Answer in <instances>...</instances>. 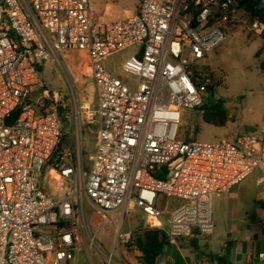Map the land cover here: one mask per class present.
<instances>
[{"label":"built area","instance_id":"obj_1","mask_svg":"<svg viewBox=\"0 0 264 264\" xmlns=\"http://www.w3.org/2000/svg\"><path fill=\"white\" fill-rule=\"evenodd\" d=\"M242 3L139 0L135 15L102 19L90 0H0V264H80L82 253L88 264L94 254L101 264H132L122 253H139L132 231L115 228L111 252L97 237L114 225L110 212L139 211L147 228L177 246L214 233L216 197L254 172L264 182V122L216 143L178 138L183 111L200 109L208 94L204 60L240 22V9L250 16ZM251 18V31L263 35L264 23ZM128 49L117 70L106 66ZM61 52L86 55L98 95L88 172L76 119L93 114L70 76L67 94L41 81L47 62L64 67ZM69 117L74 153L57 151ZM47 180L61 187L59 196L45 190Z\"/></svg>","mask_w":264,"mask_h":264},{"label":"rangeland","instance_id":"obj_2","mask_svg":"<svg viewBox=\"0 0 264 264\" xmlns=\"http://www.w3.org/2000/svg\"><path fill=\"white\" fill-rule=\"evenodd\" d=\"M106 3L112 4L109 14L105 19H116L125 17V10H131L136 0H90V7L93 15L98 18L104 15ZM237 24L229 25L225 28L227 39L219 45L206 60L204 64L209 67L208 74L211 85L214 88L212 99H219L228 113L229 121L223 127H217L205 123L202 119L200 109L183 111L178 138L181 140H194L201 143H216L224 138L250 132L261 126L264 122V36L257 35L251 31L252 18L244 10L238 11ZM261 49V50H260ZM128 54V56H127ZM132 55V49L115 55L110 59L109 68L117 70L123 61ZM60 58L64 67H58L54 61L47 62L41 69V81L45 84V89L50 92L67 94V84L65 79L69 76L72 79L78 94L80 105L84 111L90 112L93 117H87L82 112L81 119H76V126L82 130V156L86 171L90 169L89 157L93 154L95 145V133L98 128V118L96 115L97 92L94 86L88 61L85 54L80 52H61ZM70 102L68 103V106ZM63 134L65 135L62 149L75 152V127L74 118L63 119ZM79 139V135H78ZM80 141V140H79ZM80 145V143H79ZM80 147V146H79ZM258 173H252L242 184L238 186L239 193L237 200L229 201L223 194L216 197L213 204L214 233L216 237H223L226 228L231 225L229 208L235 207L237 219H244L247 223L256 221L255 214L251 206L245 204L246 199H241L243 194H257L256 179ZM45 190L53 196H59L60 186L53 181H44ZM242 195V196H241ZM174 201V200H172ZM237 202V205L234 203ZM174 203H176L174 201ZM108 216L114 219V225L107 222L97 237L106 252H111L113 234L115 228L121 225L122 232L132 231L134 236L147 228L143 215L135 210H129L124 216L120 211L110 212ZM168 211L163 216L164 226L167 227ZM94 229H96L94 227ZM213 233V234H214ZM210 237V236H209ZM209 237L196 239L199 247L207 250V240ZM191 239H181L178 246L182 249L187 260L197 261L194 250L191 247ZM174 246H166L161 264H171L165 258L170 257ZM125 257L132 263L137 264L136 255L133 250L122 251ZM115 259L121 260V252H114ZM172 257L175 259L174 254ZM96 264H101L97 255L94 254ZM80 264H88L85 253L80 255ZM47 264H51L49 261ZM175 264V263H172Z\"/></svg>","mask_w":264,"mask_h":264},{"label":"crops","instance_id":"obj_3","mask_svg":"<svg viewBox=\"0 0 264 264\" xmlns=\"http://www.w3.org/2000/svg\"><path fill=\"white\" fill-rule=\"evenodd\" d=\"M138 3L139 0H136V3L134 4L131 10H125V17L132 16L137 13ZM105 7L106 11L104 15L100 16V18L102 19H105L106 15H110L109 11L112 7V4L106 3ZM262 47L264 48V44ZM262 57H264V54L262 55ZM110 59L111 58L105 61V64L108 68L110 64ZM257 180L258 177L255 183L258 189L257 194H246L245 192L243 196L241 195V199H246L245 204L251 206V209L255 214L256 221H253L252 223H247L244 219H237L234 212L235 207L230 206L229 212L230 216H232L231 220L233 221V223L231 225H228L225 231V235L223 237H216L214 233L208 238L206 253H223L229 264H264V258H259V254L264 253V208L257 205V202H264V182L258 184ZM244 181L241 184L233 187L229 193L225 194L228 197L229 201L237 200L238 195H240V188H238V186H242ZM235 204L237 205V202L234 203L233 206H235ZM200 248L201 250H204V248ZM176 253L179 254L182 260L181 264H204V262L207 261L205 257H201L200 259H198L196 257L195 252L194 255L197 258V261L195 262V260L193 259H191V261L187 260L186 256L182 252V249L178 245L174 246V250L171 256L165 258V260L170 261L171 264H178ZM173 254L175 259L172 257ZM135 255L137 258L140 255V252L135 253ZM163 260L164 258L162 256L159 257L156 261V264H161Z\"/></svg>","mask_w":264,"mask_h":264},{"label":"trees","instance_id":"obj_4","mask_svg":"<svg viewBox=\"0 0 264 264\" xmlns=\"http://www.w3.org/2000/svg\"><path fill=\"white\" fill-rule=\"evenodd\" d=\"M242 3V8L245 9L251 17H259L260 21L264 23V4L261 0H240ZM261 36H264L261 35ZM263 49V47L261 48ZM260 49V50H261ZM42 69H40V72ZM45 88V87H43ZM214 88L212 85L209 86L208 94L205 96L204 104L200 108L202 111V119L205 123L223 127L229 121V116L227 111L223 106V102L219 99H212ZM35 92H38L36 90ZM30 101V100H29ZM31 102V101H30ZM20 112V109L16 111L14 117H16ZM255 129H251L253 131ZM65 135L63 134L60 143L58 145L57 151L62 149V143L64 142ZM165 171V170H164ZM155 177L159 179L165 178V175L156 172ZM257 205L264 208V202H257ZM135 245L137 246L140 255L136 258L138 264H156V261L159 257L162 256L163 251L166 246H171L167 235L164 231L159 229L145 228L142 229L137 236L135 237ZM191 247L193 248L196 257L200 259L205 257L207 261L216 263V264H229L225 255L223 253L214 254V253H205L198 245V242L195 238L190 240ZM176 258L178 264L182 263V260L178 253H176Z\"/></svg>","mask_w":264,"mask_h":264}]
</instances>
